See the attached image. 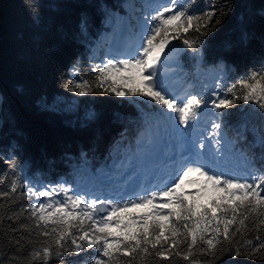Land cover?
<instances>
[{
	"label": "trees",
	"instance_id": "16d2710c",
	"mask_svg": "<svg viewBox=\"0 0 264 264\" xmlns=\"http://www.w3.org/2000/svg\"><path fill=\"white\" fill-rule=\"evenodd\" d=\"M127 1L0 0V191L7 190L16 175L13 164L24 181L16 193L0 197V264H41L40 259L34 260L29 253L40 248L45 238L20 228L21 224L32 223L30 210L21 212V209L30 203L45 202L43 197L37 200L31 194H23L28 190V182L39 180L53 187L64 182L81 192L85 187L103 189L104 186H99L101 175L121 184L146 125H166L159 118L161 108L154 102L117 97L95 87L98 70L94 69L112 59L100 37L115 13L126 12ZM132 2L135 17L141 21L147 0ZM190 3L193 11L214 8L216 13L208 34L201 37L202 58L194 57L181 41H172V45L183 48L179 61L186 78L192 82L193 93L206 96L201 83L206 75L217 77L213 84L217 89L218 83L229 86L264 67V0H190ZM82 20L87 22L85 32H81ZM132 25L135 30L139 27L133 19ZM242 33L247 34L246 38H242ZM188 35L197 34L190 30ZM73 65L79 68L78 77L70 71ZM74 79L89 81L93 92L81 96L69 91ZM116 84L122 87L123 81ZM237 91L242 92L239 88ZM213 110L226 113L221 132L233 142L229 145L232 151L251 158L257 168L264 165L260 159L264 149L255 143L258 136H264V110L255 102L243 100L231 108ZM141 112L146 115L145 121ZM104 193L101 190L96 195L104 197ZM54 199L62 200L63 196ZM200 202L209 201L205 197ZM146 211L149 210L129 209L136 215ZM245 224L247 228L241 229L242 234L233 236L234 246L246 241L258 244L257 236L264 241V225L254 226L251 218ZM112 231L120 232L115 228ZM186 250V243L181 242L178 250L164 258L149 255L132 264H264V249L254 256L226 253L217 258L194 250L191 257L184 259ZM93 255L94 250L79 257L66 254L63 261L52 259L49 264L74 261L83 264L86 256ZM128 261L124 253L118 264Z\"/></svg>",
	"mask_w": 264,
	"mask_h": 264
},
{
	"label": "snow or ice",
	"instance_id": "6c2138e0",
	"mask_svg": "<svg viewBox=\"0 0 264 264\" xmlns=\"http://www.w3.org/2000/svg\"><path fill=\"white\" fill-rule=\"evenodd\" d=\"M148 8L149 13L139 25V43L129 46L121 57L108 59L102 67L97 65L95 87L117 97H138L159 105V118L175 125L184 151L174 161L170 174L161 177L151 190L135 193L136 199L128 198L126 202L124 197L117 200L98 197L88 190L81 192L64 182L55 187L45 186L39 180L28 182V190L23 194H31L37 200L43 197L45 202L30 203L21 209V212L30 210L32 223L21 224L20 228L45 238L40 248L29 253L34 260L40 259L41 264H49L52 259L63 261L66 254L79 257L89 250H94V255L86 256L83 264H118L124 253L129 257L128 264H132L149 255L164 258L174 249L178 250L181 242L186 243L184 259L191 257L194 250L200 255L217 258L226 253L254 256L264 249V241L259 236L256 237L258 244L246 241L234 246L232 239L241 229L247 228L245 222L249 218L254 226L264 225V165L257 168L251 158L232 151L229 145L233 142L221 132L222 117L226 113L216 111L209 116L205 111L228 109L240 100L255 102L264 110V67L229 86L222 87L218 83L217 88L223 96L212 91L210 96L214 98L206 99L189 88L178 89L165 72L173 51H178L172 41H181L194 57L202 58L201 37L208 34L215 10L193 11L190 0L188 3L185 0H155ZM86 23V20L81 21V32L86 31ZM190 30L197 35L189 36ZM246 36L242 33V38ZM220 66H223L222 61ZM70 71L79 76L77 65ZM124 72L129 75L122 76ZM118 80L123 81L122 87L116 86ZM238 88L242 92H238ZM93 90L87 80L74 79L69 85V91L81 96ZM205 119L212 129L211 140L207 136L201 139L203 133L192 135ZM180 125L189 131L180 129ZM255 143L264 149V136H258ZM260 159L264 161V152ZM13 169L16 175L7 190L0 191V197L16 193L24 183L14 164ZM192 175L201 179H188ZM196 184L201 186L188 190L187 185ZM60 195L62 200L54 199ZM164 197L167 199H162ZM205 197L208 204L200 202ZM130 208L149 211L136 215L129 212ZM113 228L119 229V234L113 232ZM177 254L181 255L179 251Z\"/></svg>",
	"mask_w": 264,
	"mask_h": 264
},
{
	"label": "rangeland",
	"instance_id": "374dc122",
	"mask_svg": "<svg viewBox=\"0 0 264 264\" xmlns=\"http://www.w3.org/2000/svg\"><path fill=\"white\" fill-rule=\"evenodd\" d=\"M133 0H129L126 2L124 9L125 13H115L113 15V23H111L110 27L115 25L119 29L122 28L125 30V32H128L127 38L132 41V43H139V37H140V26L138 29V32H135L134 26L132 25V19L134 15V9H133ZM155 0H147V7L149 4H153ZM150 11V9H149ZM149 11L146 12V16L149 13ZM144 19V18H143ZM122 22L121 25H118L117 22ZM109 21L106 22V25L108 26ZM140 25V23H139ZM114 35V32H113ZM106 34L103 33L100 39H105ZM100 42V41H99ZM173 44V43H172ZM99 45V43H98ZM171 47V46H170ZM178 51H173L171 55V59L174 61H170L168 63V66L165 69L166 74L172 78V81L174 82V85L179 89L180 87L189 88V90L193 89V85L191 86V82L187 85L185 83V80L183 76L180 75V72L183 71V65L178 63L177 59L179 60V56L181 55V52L183 51V48L181 46L176 47ZM168 50L166 49V52ZM109 54H113V58H119L118 55L115 54L114 51L111 49L107 51ZM94 56H98V51L96 50L94 52ZM122 76H127L129 73L124 72L121 74ZM205 78V77H204ZM212 79L210 83L216 82V76H210ZM117 87H120L119 84H116ZM131 87V85H129ZM192 88V89H191ZM212 91L219 92L217 89H212L210 86L206 90V94L208 95V98H214L211 97L210 94ZM138 98V97H135ZM160 108V106H159ZM166 111H168L166 109ZM206 112L209 113V116L211 112H213L212 109H206ZM171 115L175 116V113H171ZM140 117L143 121L146 119L145 113H140ZM168 125L166 128H161V126L155 125L152 129L149 128L147 125L145 127L143 137L137 141L138 147L136 148L135 161L131 164H128V166L125 167V170H128V173L126 172V178H129L128 184L126 183L124 189L121 190V187H116L118 184L115 183L112 187L111 181L105 179L104 175H101L99 178V184L104 186L105 190L107 187H109V190H117L116 194L117 196H114L117 200H119L120 197H124V202L127 201L128 198L136 199L135 193H144L146 190H151L156 184L160 182L161 177L167 176L170 174L174 167V161L179 159L181 152L184 151V149L181 148L180 144V137L178 136V133L175 131V125L168 121ZM180 129L184 131H189L188 129H184L183 125L179 126ZM211 131L212 129L209 126L208 119H205L202 121L201 125H199L193 132L192 135L195 136L196 133H203V135L200 136L201 139L204 138V136H207L209 140H211ZM205 143L207 144L208 141L206 140ZM186 154V153H185ZM125 172V171H124ZM188 179H201L197 178V176L192 175L188 177ZM106 181H109L108 183ZM124 182V181H123ZM192 185H187V187H190ZM196 186H200L199 184H196ZM85 190L92 191L94 193H97V190H100V188L89 189L86 188ZM122 194V195H119ZM120 196V197H119ZM165 200V199H164ZM158 206H162L159 205ZM167 212V209H165Z\"/></svg>",
	"mask_w": 264,
	"mask_h": 264
},
{
	"label": "bare ground",
	"instance_id": "6f19581e",
	"mask_svg": "<svg viewBox=\"0 0 264 264\" xmlns=\"http://www.w3.org/2000/svg\"><path fill=\"white\" fill-rule=\"evenodd\" d=\"M117 24H118V25H121V24H122L121 20L118 21ZM112 34H113V32H112L110 35H112ZM110 39H111V40H110ZM105 41H106V43H105V47H106L108 50L111 49V50L114 51V52L117 50V46H116V44L112 41V38H109V40H105ZM184 73H186V71H185V69L183 68V71L180 72V75L183 76V78L186 77ZM184 80H185V78H184ZM134 161H135V157H133V161H131V163H133ZM99 178H100V177H99ZM105 179L111 181V179H109V178H106V177H105ZM106 182L108 183L109 181H106Z\"/></svg>",
	"mask_w": 264,
	"mask_h": 264
}]
</instances>
